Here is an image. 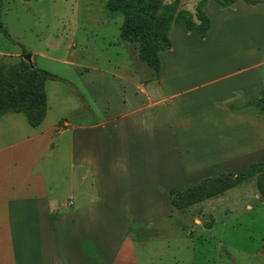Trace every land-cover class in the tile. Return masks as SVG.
I'll return each mask as SVG.
<instances>
[{
    "label": "crops",
    "instance_id": "1",
    "mask_svg": "<svg viewBox=\"0 0 264 264\" xmlns=\"http://www.w3.org/2000/svg\"><path fill=\"white\" fill-rule=\"evenodd\" d=\"M205 12L208 36L174 25L158 73L125 41L120 64L79 65L84 103L67 70L45 84L42 124L0 117V264H154L174 215L162 185L264 162V116L246 108L264 92V3Z\"/></svg>",
    "mask_w": 264,
    "mask_h": 264
},
{
    "label": "rangeland",
    "instance_id": "2",
    "mask_svg": "<svg viewBox=\"0 0 264 264\" xmlns=\"http://www.w3.org/2000/svg\"><path fill=\"white\" fill-rule=\"evenodd\" d=\"M200 1L163 0V5L195 13ZM116 2L0 0V21L11 36L7 39L0 29V67L25 62L60 80L73 70L76 75L71 81L76 86L71 88L84 103L82 93L87 88L91 93L93 86L89 88V80L79 75V65L96 63L108 69L111 63L127 59L121 36L133 12ZM249 13L241 11L234 19L251 21ZM225 57L232 58V54L225 53ZM214 69L202 68L203 77L212 78L218 73ZM107 86L101 83L102 91ZM243 173L214 170L192 182L178 181L176 189L165 191L162 185L174 215L170 223L161 218L160 239L152 241L154 250L160 249L154 264L160 260L161 264H264V167L247 177ZM197 199L201 201L195 203Z\"/></svg>",
    "mask_w": 264,
    "mask_h": 264
},
{
    "label": "trees",
    "instance_id": "3",
    "mask_svg": "<svg viewBox=\"0 0 264 264\" xmlns=\"http://www.w3.org/2000/svg\"><path fill=\"white\" fill-rule=\"evenodd\" d=\"M210 1L212 0H201L193 13L179 10L176 5L165 8L163 0H117L116 5L119 8L133 12V18L127 20L121 38L138 45L139 59L158 73L161 69L160 53L172 49L170 32L174 25L184 24L189 32L200 38L208 36L212 21L205 12V7ZM215 1L223 8L233 7L239 1L251 5L264 3V0ZM0 29L10 40L11 36L1 21ZM23 54L29 55L25 49ZM58 79L47 71L32 69L25 62L0 67V117L7 113H24L32 127L39 126L45 120L48 108L45 84L48 80ZM246 108L264 116V92L260 98L249 102ZM263 167L264 162L251 166L241 176L247 177L254 170ZM200 201L197 199L195 203Z\"/></svg>",
    "mask_w": 264,
    "mask_h": 264
},
{
    "label": "water",
    "instance_id": "4",
    "mask_svg": "<svg viewBox=\"0 0 264 264\" xmlns=\"http://www.w3.org/2000/svg\"><path fill=\"white\" fill-rule=\"evenodd\" d=\"M27 59L30 60V56Z\"/></svg>",
    "mask_w": 264,
    "mask_h": 264
}]
</instances>
